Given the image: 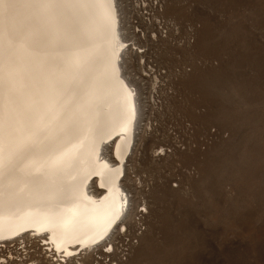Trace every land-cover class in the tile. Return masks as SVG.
I'll return each mask as SVG.
<instances>
[{"label":"rangeland","instance_id":"obj_1","mask_svg":"<svg viewBox=\"0 0 264 264\" xmlns=\"http://www.w3.org/2000/svg\"><path fill=\"white\" fill-rule=\"evenodd\" d=\"M116 1L124 43L166 71L138 79L120 183L141 234L121 264H264V0Z\"/></svg>","mask_w":264,"mask_h":264},{"label":"bare ground","instance_id":"obj_2","mask_svg":"<svg viewBox=\"0 0 264 264\" xmlns=\"http://www.w3.org/2000/svg\"><path fill=\"white\" fill-rule=\"evenodd\" d=\"M116 2L0 0V241L138 245L120 182L143 110L118 63Z\"/></svg>","mask_w":264,"mask_h":264},{"label":"built area","instance_id":"obj_3","mask_svg":"<svg viewBox=\"0 0 264 264\" xmlns=\"http://www.w3.org/2000/svg\"><path fill=\"white\" fill-rule=\"evenodd\" d=\"M120 18L121 26L126 31L121 14ZM144 23L150 24L149 17L144 18ZM130 24L132 26L131 30L142 36L141 31L137 29L139 25L135 21H130ZM155 25L157 36L165 38V21L158 18ZM131 33L133 34V32ZM124 42L120 52L121 60L118 63L124 66L123 70L127 77L134 80V86L132 85L130 88L134 97L138 98L140 106L143 107L145 102L139 95L141 91L138 79L140 77L147 79L151 73L165 75L166 71L156 61L150 43ZM128 256L127 249L122 247L115 252V248L111 244L98 248H77L66 255L52 249L47 237L35 236L31 233H26L11 240L0 241V261H3L6 257L7 264H12L13 259L15 264H65L66 260H71L73 264H81V261H83V264H119V262L125 261Z\"/></svg>","mask_w":264,"mask_h":264},{"label":"snow or ice","instance_id":"obj_4","mask_svg":"<svg viewBox=\"0 0 264 264\" xmlns=\"http://www.w3.org/2000/svg\"><path fill=\"white\" fill-rule=\"evenodd\" d=\"M17 2L27 4V3H30L31 0H17ZM0 264H7V258L5 257L3 261H0ZM12 264H15L14 259H13ZM65 264H73V262L71 260H66ZM81 264H83V261H81Z\"/></svg>","mask_w":264,"mask_h":264}]
</instances>
